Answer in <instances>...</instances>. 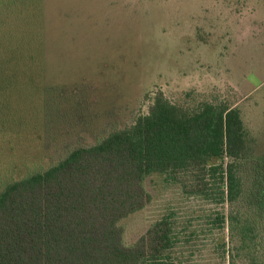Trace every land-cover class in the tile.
Wrapping results in <instances>:
<instances>
[{
	"label": "trees",
	"instance_id": "obj_1",
	"mask_svg": "<svg viewBox=\"0 0 264 264\" xmlns=\"http://www.w3.org/2000/svg\"><path fill=\"white\" fill-rule=\"evenodd\" d=\"M18 2L31 1L5 0L0 9ZM0 32V161L14 159L18 144L31 149L38 136L50 148V132H91L68 133L62 155L47 148L35 162L0 163V264H206L208 247L211 264H264V147L243 112L254 91L240 99L194 90L176 98L157 86L131 112L104 104L118 115L99 114L96 122H108L89 131L78 123L85 116L75 89L70 127L50 121L63 117L51 116L44 98L33 136L20 138L30 132V114L15 111L32 88L14 87L11 53L24 49ZM15 132L13 147L4 139ZM154 177L178 197L126 245L121 223L152 203L147 180Z\"/></svg>",
	"mask_w": 264,
	"mask_h": 264
},
{
	"label": "rangeland",
	"instance_id": "obj_2",
	"mask_svg": "<svg viewBox=\"0 0 264 264\" xmlns=\"http://www.w3.org/2000/svg\"><path fill=\"white\" fill-rule=\"evenodd\" d=\"M28 1L0 9V29L12 33L24 49L11 53L17 55L8 67L16 75L14 87L32 88L15 111L30 114V132H22L20 138L33 136L31 128L42 116L44 98L49 114L63 117L61 123L57 116L50 119L63 131L62 126L75 122L76 103L71 98L77 89L82 102L77 112L85 116L78 123L92 131L94 125L108 122H96L99 114L112 110L118 115L114 108L131 112L145 90L163 86L176 98L194 90L240 99L254 91L243 112L251 132H260L264 147V0ZM151 98L144 103V113ZM68 133L91 132H50V148L38 136L29 150L25 143L16 145V132L9 133L4 140L16 145L17 152L14 159L4 157L1 166L14 160L35 162L42 150H58ZM58 151L64 154L63 148ZM158 182L156 177L147 180L152 203L121 223L126 245L135 243L178 197L176 188L164 190ZM232 248L229 243L228 250ZM212 251H205L207 263L214 260ZM259 261L264 263V257Z\"/></svg>",
	"mask_w": 264,
	"mask_h": 264
}]
</instances>
